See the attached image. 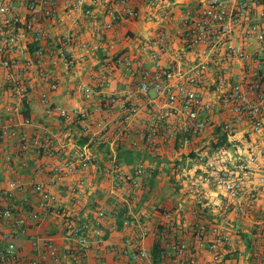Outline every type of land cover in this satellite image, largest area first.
<instances>
[{"label":"crops","instance_id":"crops-1","mask_svg":"<svg viewBox=\"0 0 264 264\" xmlns=\"http://www.w3.org/2000/svg\"><path fill=\"white\" fill-rule=\"evenodd\" d=\"M72 1L56 0V16L45 23L49 41L56 47L64 36H75L67 62L51 66L47 57L38 61L27 55L33 63L31 72L14 75L26 88L24 99L12 88L9 70L0 64V130L15 129L27 137L25 152L20 151L17 139H0V211L8 209L11 213L8 219L0 220V252L12 243L18 255V261L0 264H29L39 259L40 249L32 247V241L56 246L57 260L47 259L46 264H154L131 256L138 250L150 253L158 226L167 222L173 236L191 247L190 264H213L205 247H199L192 235L196 222L218 225L230 234L222 252L223 264H264V234L258 233L264 221V189L257 188V206L242 216L217 210L219 192L199 180L204 176L199 156L238 163L250 152L264 148V138L246 125L223 131L228 114L221 107L217 89L216 66L220 62L209 64L196 87L204 102L213 105L208 125L196 139H186L176 132V117L159 119L167 107L164 98L153 91L147 96L137 92L141 73L156 71V65L175 69L181 61L184 71L197 66L201 49H187L181 14L186 8H195L200 0H141L137 18L120 21L110 30L100 28L109 22L102 3L84 0L83 9H90L92 14L86 17L72 9ZM154 1L156 6L151 7ZM19 11L25 15V7ZM92 19L98 21L95 29ZM83 46L94 50L85 54ZM179 51H186L185 59L175 58ZM118 56L129 59L134 76L122 64L105 69ZM236 74L234 70L230 83ZM52 83L57 85L55 91L49 90ZM81 85L92 90L91 100H85L78 91ZM42 95H46L47 103ZM107 96L117 97L119 106L107 107L103 101ZM130 107L137 112L124 121ZM56 108L67 110L69 118H60ZM23 110H28L30 125L23 123ZM79 112L86 115L83 121L77 116ZM154 131L156 136L150 142L140 137ZM81 148L92 158L88 169L68 177H53L51 168L60 157ZM117 149L136 151L140 159L130 166L115 165ZM46 151L55 157H47ZM258 162L264 163V154ZM140 166L143 182L133 187L123 176H134ZM8 181L19 182L23 190L3 195L1 190ZM34 183L45 184L56 196V213L39 211V198L32 191ZM202 206L208 208L199 212ZM35 211L40 213L37 221L30 217ZM101 211L106 212L104 217H99ZM192 211L198 212V219ZM19 220L24 222V233L2 240L1 234L12 233ZM78 226L85 227L91 244L85 254L71 235ZM210 238L207 235L206 241ZM162 244L166 254L172 255L169 245L165 241Z\"/></svg>","mask_w":264,"mask_h":264},{"label":"built area","instance_id":"built-area-1","mask_svg":"<svg viewBox=\"0 0 264 264\" xmlns=\"http://www.w3.org/2000/svg\"><path fill=\"white\" fill-rule=\"evenodd\" d=\"M70 1V0H67ZM141 0H92V3H102L109 22L100 25L104 30L112 29L123 20H134L138 16V4ZM151 3V7L156 6ZM84 0H73L71 7L74 11H80L81 15L91 17L90 9H83ZM25 7V15L20 14L19 8ZM56 16V0H0V64L8 69V79L17 91L21 99L26 96V88L21 84L19 76L28 74L33 68V63L27 55H32L38 61L47 57L51 66H57L58 62L71 58L72 43L76 40L74 35H66L61 38L59 47H56L45 30V23ZM181 21L186 28L185 45L187 49L195 50L200 47L197 54L199 63L190 71H184L182 62L175 69L159 68L152 73L143 71L137 84V92L147 96L150 91L159 98H164L166 109L159 119L176 117L178 120L176 132L186 139H196L202 135L208 125V114L212 111V103L204 102L203 97L197 92L196 87L209 64L219 61L216 66L218 73L217 89L221 92L220 103L228 114V120L223 125V131H232L238 125H246L250 130L264 138V0H200L195 8H186L181 14ZM98 21L92 19L91 26L95 29ZM26 35V39L23 36ZM24 42L26 44L24 45ZM36 44L33 52L29 47ZM47 46V47H46ZM251 46H253L251 48ZM87 54L93 48L83 46ZM175 58L183 60L186 51L176 52ZM152 59L157 60V55L152 54ZM122 64L126 70L134 76L132 63L126 57H116L105 65L108 70ZM234 70H237L236 78L230 83ZM13 77V78H12ZM57 89L56 83L49 85L50 91ZM85 100H91L93 92L85 85L78 87ZM47 103L46 95L41 97ZM107 107L119 106V100L114 96H107L103 100ZM51 110H48L50 112ZM54 111L60 118H69L67 110L56 108ZM137 112L136 108L127 109L124 121ZM75 115V114H74ZM83 121L85 113H77ZM24 125H30L27 118ZM129 134V128L125 127ZM156 136L155 131L144 136L150 142ZM172 136V135H171ZM0 139H17L21 152L27 150V137L24 133L15 129H1ZM135 145V142H134ZM264 154V148L250 152L243 162L231 163L216 157L199 156L197 161L204 167V176L199 180L219 192L216 208L223 213L233 212L236 215H246L257 206L258 189H264V163L258 162L260 155ZM49 158L55 157L53 152L46 151ZM7 160L9 158H6ZM91 156L85 149H71L59 162L51 168L53 177L63 178L81 173L91 164ZM257 170H254V167ZM144 176L143 167L135 170V175H124L123 179L131 183L133 187L142 185ZM255 181V182H254ZM82 184V182H80ZM23 190V185L17 181H8L1 190L7 196L14 191ZM32 191L38 196L39 211L47 213L55 211L56 196L51 194L45 184L34 183ZM54 208V209H53ZM202 206L199 212L207 210ZM10 210L0 211V220L10 217ZM58 214V212H57ZM198 219V212L192 211ZM99 217L106 215L105 211L99 212ZM33 221L40 218V213L35 211L30 215ZM12 233H2L1 239L6 240L15 233H24V222L16 221ZM259 235L264 234V221L259 224ZM84 226L75 227L71 235L77 239L83 254L90 248V243L84 234ZM192 235L199 247H205L211 256L213 264H223L222 252L230 242V234L218 225H206L196 222L193 225ZM207 235L210 240L206 241ZM142 236V233H141ZM32 247L40 249L41 257L31 260L29 264H46L47 259L57 260V249L51 242L39 244L32 241ZM172 256L162 259L156 264H190L193 253L191 247L183 241H173L169 245ZM131 258L136 261H151L150 253L138 250ZM2 263L18 261L16 249L9 243L5 250L0 252ZM105 264V263H101Z\"/></svg>","mask_w":264,"mask_h":264},{"label":"trees","instance_id":"trees-1","mask_svg":"<svg viewBox=\"0 0 264 264\" xmlns=\"http://www.w3.org/2000/svg\"><path fill=\"white\" fill-rule=\"evenodd\" d=\"M35 48H36V44L31 45L29 47L30 52H33ZM22 114L24 118H27L28 110L27 111L23 110ZM139 159H140V154L137 153L136 151L117 149L115 165L124 164L130 166L131 164L138 162ZM177 240L179 241L178 238L173 236L172 228L169 226V222L164 223L161 226H158V237L155 239L150 251L151 262L156 264L159 263L162 259L170 258L172 255L169 256L166 254L162 242L165 241L167 245H171L173 241H177Z\"/></svg>","mask_w":264,"mask_h":264}]
</instances>
